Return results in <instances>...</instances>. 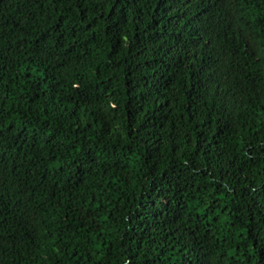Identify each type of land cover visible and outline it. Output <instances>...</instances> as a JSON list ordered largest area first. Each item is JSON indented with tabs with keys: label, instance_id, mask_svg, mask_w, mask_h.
<instances>
[{
	"label": "trees",
	"instance_id": "1",
	"mask_svg": "<svg viewBox=\"0 0 264 264\" xmlns=\"http://www.w3.org/2000/svg\"><path fill=\"white\" fill-rule=\"evenodd\" d=\"M0 264H264V0H0Z\"/></svg>",
	"mask_w": 264,
	"mask_h": 264
}]
</instances>
